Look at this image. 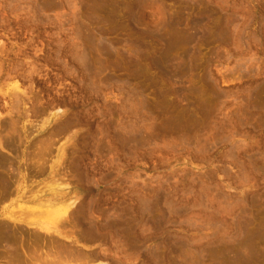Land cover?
I'll use <instances>...</instances> for the list:
<instances>
[{
	"label": "rangeland",
	"instance_id": "374dc122",
	"mask_svg": "<svg viewBox=\"0 0 264 264\" xmlns=\"http://www.w3.org/2000/svg\"><path fill=\"white\" fill-rule=\"evenodd\" d=\"M48 262L264 264V0H0V264Z\"/></svg>",
	"mask_w": 264,
	"mask_h": 264
},
{
	"label": "bare ground",
	"instance_id": "6f19581e",
	"mask_svg": "<svg viewBox=\"0 0 264 264\" xmlns=\"http://www.w3.org/2000/svg\"><path fill=\"white\" fill-rule=\"evenodd\" d=\"M185 42H187V41H185ZM162 56H163V55H162ZM164 56H165V55H164ZM166 57H167V56H166ZM167 58H168V57H167ZM167 58L165 59V58L163 57V59H164L165 61L167 60ZM169 59H170V58H168V60H169ZM164 60H163V61H164ZM168 60H167L166 62H168ZM170 60H171V59H170ZM173 60H174V59H173ZM173 60H171V62H172ZM73 202H74V201H73ZM73 202H71V203H73ZM71 203H69V204H71ZM78 203H80V202H78ZM78 203H77V204H78ZM74 204H75V203H74ZM76 206H77V205H76ZM61 207H62V206H61ZM71 207H72V206H71ZM74 207H75V205H74ZM74 207H72V209H73ZM77 207H79V206H77ZM77 207H76V208H77ZM59 208H60V207H58L57 209H59ZM57 209H56V210H57ZM65 209L68 210V209H71V208H68V209L65 208ZM54 210H55V209H53V218L55 219V217H54V216H55L54 213L57 212V211H54ZM66 210H65V211L63 210L62 212H58V214L61 216V217L58 219L59 221L63 220V219H64L63 217H67V211H66ZM77 210H78V208H77ZM77 210H76V211H77ZM69 211H70V210H69ZM76 211H75V213H76ZM72 212H73V210H71V213H72ZM71 213H70V215L68 216V217H70V219H71V215H73V213H72V214H71ZM58 214H57V215H58ZM68 214H69V213H68ZM59 215H58V217H59ZM51 219H52V218H51ZM51 219H50V220H51ZM54 219H53V220H54ZM60 219H61V220H60ZM65 219L67 220V218H65ZM41 221H42V220H41ZM56 221H57V220H55V222H56ZM67 221H69V220H67ZM70 221H71V220H70ZM47 222H49V221H47ZM63 222H64V221H63ZM66 223H67V222H66ZM56 224H57L58 226H60L58 222H57ZM66 225H67V224H66ZM42 226H43V225H42ZM42 226H40V227L42 228ZM52 226H54V225H52ZM44 227H45V226H44ZM47 227H48V226H47ZM51 228H53V227H51ZM54 228H55V227H54ZM60 228H61V226L59 227V229H60ZM64 229H65V228H64ZM50 230H51V229H50ZM57 231H59V230H57ZM60 231H61V230H60ZM46 232H47V231H46ZM54 232H55V231H54ZM52 233H53V232H52ZM50 234H51V233H50ZM57 234L59 235L60 233H57ZM46 235H47V234H46ZM53 235H54V233H53ZM63 235H64V234H63ZM66 235H68V234H66ZM72 235H74V234H72ZM77 235H78V234H77ZM77 235L75 234L76 237H78ZM51 236H52V235H51ZM54 236H55V235H54ZM56 237H57V236H56ZM61 237H62V235H61ZM68 238H69V237H68ZM74 238H75V237H74ZM74 238H73V240H75ZM66 239H67V237H66ZM76 239H77V241L80 240V239H78V238H76ZM66 241H67V240H66ZM69 241H70V240H69ZM80 241H81V240H80ZM72 242H73V241H72ZM74 242H75V241H74ZM74 244L77 245L76 243H74ZM70 245L72 246L73 244L70 242ZM78 245H80L79 242H78ZM81 245H82V244H81ZM73 247H74V246H73ZM80 247H82V246H79V250H81ZM83 248H84V247H83ZM73 249L76 250V249H78V248H75V247H74ZM85 249H86V248H85ZM75 250H74V255L79 259V258H80V255H79V253H75ZM79 250H78V252H79ZM68 251H70V250H68ZM71 251H72V250H71ZM76 252H77V251H76ZM48 253H49V252H48ZM67 253H68V252H67ZM69 253H70V252H69ZM69 253H68V255H71V254H69ZM99 253H100V252H99ZM99 253H98V254H99ZM65 254H66V253H64V255H65ZM76 254H77V255H76ZM95 254H96V253H94L93 255H94L95 257H98V256L95 255ZM100 254H102V253H100ZM46 255H47V254H46ZM64 255H63L64 258H65V257L71 258V256L69 257L67 254H66L67 256H64ZM72 255H73V254H72ZM81 255H82V254H81ZM85 255H87V254H85ZM47 256H48V255H47ZM87 256H88V255H87ZM49 257H50V256H49ZM90 257H93V256L90 255ZM100 257H101V256H100ZM72 258H73V257H72ZM81 258H82V257H81ZM84 258H85V257H84ZM47 259H48V257H47ZM56 259H57V258H56ZM74 259H75V258H74ZM45 260H46V257H45ZM48 260H51L52 262H54V261L52 260V258H51V259H48ZM59 260H60V259H59ZM79 260H81V259H79ZM52 262H51V264H52ZM48 263L50 264V262H48ZM54 264H56V263H54Z\"/></svg>",
	"mask_w": 264,
	"mask_h": 264
}]
</instances>
